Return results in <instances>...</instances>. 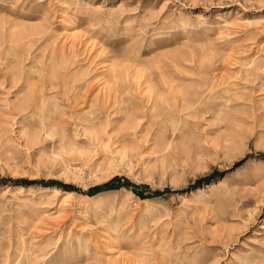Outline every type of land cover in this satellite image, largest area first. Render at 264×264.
I'll list each match as a JSON object with an SVG mask.
<instances>
[{"label":"rangeland","instance_id":"374dc122","mask_svg":"<svg viewBox=\"0 0 264 264\" xmlns=\"http://www.w3.org/2000/svg\"><path fill=\"white\" fill-rule=\"evenodd\" d=\"M0 264H264V0H0Z\"/></svg>","mask_w":264,"mask_h":264},{"label":"trees","instance_id":"16d2710c","mask_svg":"<svg viewBox=\"0 0 264 264\" xmlns=\"http://www.w3.org/2000/svg\"><path fill=\"white\" fill-rule=\"evenodd\" d=\"M111 182L107 185H101L98 187V190H101V189H110L111 188ZM156 194H159L158 192Z\"/></svg>","mask_w":264,"mask_h":264},{"label":"bare ground","instance_id":"6f19581e","mask_svg":"<svg viewBox=\"0 0 264 264\" xmlns=\"http://www.w3.org/2000/svg\"><path fill=\"white\" fill-rule=\"evenodd\" d=\"M74 47H75V46H74ZM75 48H76V47H75ZM40 72H41V70H40ZM116 76H117V75H115V78H117ZM220 78H221V77H220ZM218 80H219V79L217 78L216 81H218ZM221 80H222V78H221ZM218 82H219V81H218ZM69 98H70V96H69Z\"/></svg>","mask_w":264,"mask_h":264}]
</instances>
